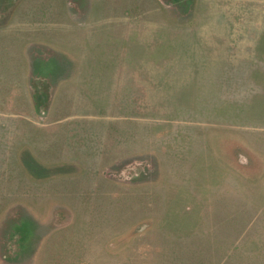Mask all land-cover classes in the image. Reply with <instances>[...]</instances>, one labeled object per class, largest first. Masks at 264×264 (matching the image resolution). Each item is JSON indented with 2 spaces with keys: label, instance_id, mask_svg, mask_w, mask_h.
I'll use <instances>...</instances> for the list:
<instances>
[{
  "label": "rangeland",
  "instance_id": "1",
  "mask_svg": "<svg viewBox=\"0 0 264 264\" xmlns=\"http://www.w3.org/2000/svg\"><path fill=\"white\" fill-rule=\"evenodd\" d=\"M0 264H264V0H0Z\"/></svg>",
  "mask_w": 264,
  "mask_h": 264
}]
</instances>
